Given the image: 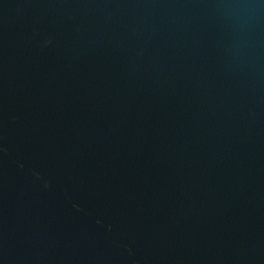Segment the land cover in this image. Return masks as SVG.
Returning <instances> with one entry per match:
<instances>
[{
  "label": "water",
  "instance_id": "95a60500",
  "mask_svg": "<svg viewBox=\"0 0 264 264\" xmlns=\"http://www.w3.org/2000/svg\"><path fill=\"white\" fill-rule=\"evenodd\" d=\"M0 264H264V0H0Z\"/></svg>",
  "mask_w": 264,
  "mask_h": 264
}]
</instances>
